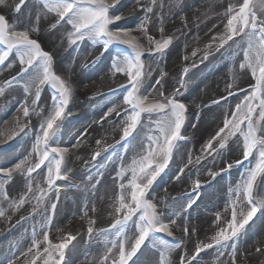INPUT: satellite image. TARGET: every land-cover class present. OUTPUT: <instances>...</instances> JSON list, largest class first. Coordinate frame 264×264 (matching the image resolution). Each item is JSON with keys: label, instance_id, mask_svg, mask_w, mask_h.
Masks as SVG:
<instances>
[{"label": "snow or ice", "instance_id": "snow-or-ice-1", "mask_svg": "<svg viewBox=\"0 0 264 264\" xmlns=\"http://www.w3.org/2000/svg\"><path fill=\"white\" fill-rule=\"evenodd\" d=\"M174 2L179 3V0ZM23 3L24 0H19L16 4L17 12ZM119 3L120 0H43V8L57 18L56 23L52 25L53 29L61 22L71 26L68 34L69 43L75 44L77 41L90 39L94 42H102L103 52H108L112 46L119 49L111 61V70L113 74L120 73L127 77V84H122L121 87L126 88L123 104L128 107L124 109L125 116L121 120L122 135L118 143L132 137L138 127H143L145 118L151 121L155 116L151 134L140 141L141 150L138 156L134 157L127 167L122 165L113 177L119 189L114 197V221L108 229H95L96 219L89 218L87 235L91 239L94 233L101 234L111 230L117 233L116 240L105 247L99 258V264H129L146 241H151L153 247L159 245L158 264H173L170 254L176 249H181L183 241L169 244L167 240L162 239V236L175 240L172 226L177 224V218L182 213H187L196 204L201 182L198 178L193 181L192 191L187 194L188 199L181 205L180 211H171L169 215L158 211V205L150 197L149 190L156 178L172 161L174 153L180 147L179 142L186 139L182 129L187 120V106L176 97L186 86L187 81L184 77L189 68H183L177 81L179 87L173 92L165 94L162 83L165 75L163 72L152 89L145 91L146 77L151 76V71L146 70L145 60L142 59L145 54V45L132 35L133 29L122 28L119 25L113 26L122 17L121 14L111 13L110 9ZM135 3L146 15L154 14V10H162L165 7L163 0H151L148 6L142 5L141 0H135ZM4 4L5 0H0V5ZM223 17L226 21L223 24V31L212 36L211 42L206 47L212 48L215 44L214 50L220 51L227 45L228 48L225 49L227 51L233 45L238 46L239 51L235 55L242 56L239 60V69L250 73L254 83L248 90L240 89L245 91L243 99L235 104L234 110L224 114L223 126L219 127L202 145L201 155L195 158V163L209 156L212 157L214 164L217 160H222L223 150L228 147L232 138H235L242 158L232 162L223 161L225 165L223 168L218 171L209 169L208 175L215 179L217 175L230 171L253 156L256 162L245 172L235 187L229 190L224 211H230L231 218L224 217L221 224L222 214L215 213L214 224L218 225V230L209 242H197L192 253L184 249L178 264H193L202 252L214 247L221 250L231 249L229 261L223 264H238L237 241L253 217L258 212L264 214V0H242L239 4H228ZM36 20H39V16ZM160 23L159 31L163 33L162 11ZM139 29L147 38L150 54H163L172 43L171 37L155 40L148 35L146 21L141 22ZM35 31H38L35 27L18 28L0 14V45L3 46V50L0 51V70L3 67L12 66L6 65V61L13 51L19 63V72L0 84V97L5 95L6 88L11 89L19 84L23 85L24 92V97L18 106L23 119L20 116L15 118V124L8 138L21 133L24 136L32 134L34 137L31 151L27 155L11 167L0 166V178L5 182L12 179L14 172L24 176L27 193L21 195L18 200L12 199L5 185L0 184V202L8 201L9 208L13 212H18L29 199L36 200V204L32 207L33 215L21 216L16 222L19 224L34 216H41L43 219L44 230L41 233L34 230L27 252L21 253L28 257L26 264H38V262L39 264H68L65 250L69 249V245L76 236L68 233L60 242H53L49 239L48 230L53 227L61 189L77 187L74 183L75 178L71 175V169L67 167V155L70 149L59 138L62 120L72 97V86L54 70L52 55L32 38L31 33ZM229 41L232 43L229 44ZM121 46H124L123 49ZM196 55L197 52L193 51L192 56ZM208 55L209 53L205 52L201 62L207 59ZM184 59L187 60L188 57L185 56ZM45 86L55 91L47 114H43L44 107L40 104ZM235 88V82L228 84V95H233ZM150 96L153 99L150 100ZM213 103L219 104L220 101L216 100ZM113 112H116L117 116L121 115L113 107L108 110L105 117ZM33 115L40 118L36 127L32 125ZM82 143V139H77L72 147H78ZM96 143L100 145L101 140H97ZM108 147L113 146L108 145L104 150L107 151ZM33 154L35 160L32 159ZM100 155L101 151L96 150L91 161L94 162ZM192 163L194 161L189 153L187 163L179 169L175 179L179 180L185 168ZM41 169L44 171L39 172L38 170ZM33 173H36V176H33ZM40 176H43L46 188L41 187L38 180ZM102 177L103 173H100L94 183H91L93 194L97 185L101 184ZM88 179L91 181L92 177ZM33 181H36L35 188H33ZM57 181L66 183L60 185ZM28 193H31L30 197ZM53 194L56 202H53ZM92 210L95 211V208L93 207ZM83 215L88 217L87 205L84 206ZM0 217L8 221L12 218L3 208H0ZM187 221L188 217L185 216L183 228L185 236L190 234ZM128 231H132V236L127 234ZM255 252L264 254V247H256ZM16 259L19 257L9 259L8 264H15Z\"/></svg>", "mask_w": 264, "mask_h": 264}, {"label": "rangeland", "instance_id": "rangeland-1", "mask_svg": "<svg viewBox=\"0 0 264 264\" xmlns=\"http://www.w3.org/2000/svg\"><path fill=\"white\" fill-rule=\"evenodd\" d=\"M18 2L19 0H5L6 7L2 8L3 5H0V14L4 15L10 24L17 26L18 28L35 27L38 29L40 22L44 19H51L52 25L56 23L57 18L55 15L48 13L43 8V0H24L23 5L20 6L19 12H17L15 10V6ZM240 2H242V0H179V3H175L174 0H163L165 7L162 10L156 9L154 10V14L146 15L143 9L135 3V0H120L119 4H117L113 9H110L111 13L121 14L122 17L121 20L116 21L113 26L119 25L122 28L133 29L134 31L132 32V35L135 33L136 35L134 34V36H136L138 40L145 45V54L142 59L145 60L146 70L151 71V76L146 77L145 91L152 89L155 85V81L161 78V73L163 72L165 75L163 76L162 83L164 84L165 94L167 95L168 93L173 92L177 87H179L177 81L182 74L183 68H189L187 75L184 77L187 81L186 86L181 89L180 94L176 97V99L185 103L187 106V120L184 124V128L182 129L184 135L189 114L193 120L197 122L195 124L197 126L198 122L200 123L202 121L206 113L213 112L214 107L218 105L213 103V101L216 100H219L220 103L222 102L227 105V109L225 108L226 111L224 113H230L234 110L235 104L242 100L245 95V91H241L240 89L242 88L244 90H248L254 83L251 79L250 73H246L239 69V60L242 56L235 55V53L239 51L238 46L233 45V47L227 51L225 50L228 48L227 45H225V49H220V51L214 50L215 44H213L212 48L206 47L211 42L212 36L223 31V26H218L217 23L220 19L223 20V13L227 5H235ZM150 3L151 0H141V4L144 6H148ZM8 9L14 11L17 18H13L14 20L11 19ZM5 10L6 14L3 12ZM161 11L164 28L163 33L159 31V28L161 27ZM37 16H39L38 21L36 20ZM122 21L124 22L121 24ZM144 21H146L148 35H151L155 40H161L162 38L167 39L169 37L172 38V43L167 49H165L163 54L149 53L148 48L150 45L144 33L139 29L141 22ZM48 30L56 31L48 38V42L42 39L41 36L43 33H41L40 30L32 32L31 36L41 44V47L45 51L52 55L54 70L64 77L72 86V97L66 109L59 131L60 140L62 141L72 129H76L75 133L78 134L92 135L94 134L93 132H96L97 128H100L102 122L106 121V124L112 125L116 123L117 118L122 120L125 116L124 109L128 106L123 104V96L126 93V88L121 87V85L127 84V77L120 73L113 74L111 70V61L119 49L112 46L108 52H103L101 47L102 42H94L90 39L77 41V43L71 44L69 43L68 38L71 26L65 24L64 22H61V24L55 29L48 28ZM231 43L232 42L229 41V44ZM123 47L124 46H121V49H123ZM188 48H194L197 55L192 56L189 60H186V62L179 63V60L176 63L174 72H172L170 67L171 62L174 60L177 61L181 56L186 55ZM2 50L3 46L0 45V51ZM90 52L96 54L90 55ZM205 52H208L209 55L207 59H204L203 62H201V58L204 56ZM194 62L195 66H193ZM8 64H11L12 66L9 67L4 76L0 77V84H3L5 80L11 78L19 72V63L14 51L9 54L8 60L6 61V65ZM101 65L107 66V73L109 77L114 80L111 84V88H113V90L110 91L109 89L108 91L106 90L103 93H100L94 100L91 98L88 100L79 99L80 101H78L75 109L76 114H70V106L73 104V97L78 96L75 87L77 74H88L94 72V76L98 77L96 80H101L102 76L99 74L100 72H97L100 70ZM4 68L5 67H3L2 70ZM171 76L173 77V82L170 83L169 77ZM217 81L222 82V86L215 90L216 87H212ZM94 82L96 83H91V80L90 82L88 80V85L84 86V88L89 89L98 84L97 81ZM233 82H235L236 85V88L233 90L234 94L228 95L227 85ZM115 91L117 92V95H115L117 99L113 102L108 101ZM53 95H55V91L52 88L45 86L40 101V104L46 108L43 114H47L51 105V97ZM23 97L24 92L22 84L16 85L11 89L6 88L5 95L0 97V126L10 118L14 109L20 105ZM225 97L226 99H224ZM156 98L158 99V97ZM149 99L151 100L153 97L150 96ZM113 107H115L121 115L117 116L116 112H113L111 115L102 118V114L107 113L108 110ZM15 115V118L20 116L21 119H23L22 112L18 111ZM35 119L37 121L36 124H34V127L38 126L40 118L33 115L31 118L32 124ZM154 119L155 116L151 121L146 118L144 119L143 127H145L144 129H147V131L142 139L151 134V129L154 127ZM223 119L224 118H221L217 122V129L223 126ZM14 124H12L11 128H13ZM143 127H138L132 137L127 138L124 142L118 143L122 135V132H120L119 135L116 136L113 143L109 142L104 144L105 146L100 149L101 155L97 157L94 162L91 161V157L96 150L89 152V154L85 157V159H87L86 161L89 163L86 164L85 159H83L80 160L78 164L73 165L70 169L72 170V177L75 178L74 183L82 176L87 178L92 177V180L90 181L88 179L89 187L85 190L84 195H81L80 198H76L74 200L72 198H67V194L68 191L71 189L74 190L76 187L62 188L57 212L63 204L79 219L84 218L88 220L89 218H94L97 222L98 217H100L104 211L108 210V208L113 206L115 203L114 197L118 193L119 189L114 183L113 177L116 176L117 170L122 165L125 167L128 166L123 164L122 159L125 158L129 151L135 150L138 156L141 150V138L138 131ZM20 135L12 138L7 137L3 139V141H0V166L11 167L18 162L19 159L31 151L34 138L26 141L20 137ZM187 141L188 138L186 136L185 140L179 142L180 147L178 150L182 148L184 149ZM233 142L236 143L235 138H232L228 143V147L223 150V159L217 160L219 163L214 171H218L225 166L223 161L232 162L242 158L241 153L237 148V144L232 147L235 149L234 153L232 154L230 152V144ZM108 145H112L113 147H108L107 151H105L104 149ZM176 152L174 153L173 159L169 163L168 167L156 178L149 190L150 197L158 205V211L163 212L166 215L170 214L171 211L176 210V207L178 212L180 211L181 205L188 199L187 194L192 191L193 181L197 178L200 179V175L201 179L205 175H208L206 174V171L204 172L203 170H200L201 165L207 159L212 158L210 156L202 158L199 163H195L194 158V163L188 165L185 168L184 174L180 176L179 180H177L175 177L178 175L179 169L184 167L187 163L189 152H187L185 157L180 160L182 162L181 165L178 164V162H174ZM112 157H114L113 160L108 162L105 166L97 165L101 158H104L102 160L104 162L108 159L111 160ZM32 159L35 160L34 154ZM255 162V156H253L250 157L249 160L244 161L243 164L233 167L230 171L217 175L215 179L208 175L206 179L201 180V188L198 190V200L214 198L216 201H219L218 203H220L219 205L222 207L221 224L223 223L224 217H227L228 219L231 218L230 211H224L225 204L229 198L230 188L235 187L245 172L250 167L254 166ZM38 171L43 172L44 169ZM100 173H103L101 184L97 185L95 194H93V190L90 185L91 183H94ZM16 176L17 180L14 184H11V186H9V182H5L2 178H0V183L2 182L5 185L10 198L18 200L21 195L27 193V187L25 184L26 178L19 173H16ZM33 176H36V173H33ZM193 176L194 179L189 180V177ZM226 177H228V179ZM38 180L41 187H47L44 183L43 176L38 177ZM170 180L172 182H170ZM173 182L176 184L171 185ZM213 182L218 185L214 187L212 185ZM57 183L63 185L66 182L57 181ZM103 185H106V188L101 191L99 188ZM35 186L36 181H33V188H35ZM174 186H181L180 190L183 189L182 193L173 195L171 191ZM205 190L207 191L204 192ZM108 194L109 197H107ZM27 195L30 197L31 193H28ZM182 199L183 202H181ZM34 201L36 200L29 199V201L20 209V214L23 213L25 217L32 216V207L36 204ZM53 202H56L54 194ZM178 202L179 205H176ZM45 203H47V201ZM85 205L88 207V217H84L83 215ZM93 207L95 208V211L92 210ZM196 207H198V203L194 204L187 213H182L181 217L177 221L179 222L178 226L176 225L177 231L174 232L175 240L171 237L163 236L162 239L167 240L169 244H173L187 238L190 234L185 236L183 231L185 226V216L188 217L187 227L189 228V233L191 229L200 226L201 224L199 223L201 221L198 222V220L201 217V213ZM0 208L5 209L6 212L12 211V209L9 208L8 201L0 202ZM259 214L260 212H258L256 216L253 217V220L245 226V229L237 241L238 245L241 240H246L249 248H247V251H244L242 255L237 257L238 264H264V254L255 252L256 247H264V243L258 244L260 236L264 234V222H262L257 231H253L255 229L253 226L254 223H258L257 219L260 218L261 214ZM38 217L39 224L37 230L34 229L32 224L26 226L25 222H20L19 225L14 222L0 229V252H3L0 255V264H8L9 259H15L16 257H19V259L16 260L22 259V263L20 264L24 263L23 261L28 257L21 255V253L27 252L31 243L33 231L35 230L37 233H41L44 230L42 228L43 219L41 216ZM1 218L2 217H0V219ZM31 219L32 218L26 219L25 221ZM114 219L115 216L103 229L110 228ZM133 219H135V217ZM68 233L72 234V232H68L67 230L59 231L57 234L53 233L52 228L48 230L49 239L53 242H60L67 236ZM84 233V241L80 244L81 248L78 251L70 253L71 244L69 245V249L65 250L68 264H80V261L85 262L86 264H99V258L103 254L105 247L109 246L110 242L116 240L117 238L115 230L101 234L94 233L91 239L87 235V227L85 228ZM127 234L132 236L133 233L132 231H128ZM249 245L251 247H249ZM158 248L159 245H157V247H153L151 241H146L137 254L129 261V264H139L142 260V262H148V264H158L160 255ZM181 251L182 249H176L171 252L170 257L173 264H178L179 257L183 254ZM187 251L192 253L193 249ZM210 252V257L205 258L207 261H204L202 257ZM230 252V248H224L222 250L215 247L212 249H206L200 254L197 261L193 262V264H223V262L229 261Z\"/></svg>", "mask_w": 264, "mask_h": 264}, {"label": "bare ground", "instance_id": "bare-ground-1", "mask_svg": "<svg viewBox=\"0 0 264 264\" xmlns=\"http://www.w3.org/2000/svg\"><path fill=\"white\" fill-rule=\"evenodd\" d=\"M6 7V5L4 4L2 8ZM6 14V10L3 11ZM8 13L11 16V19H15L17 18L16 13H14V11L9 10L8 9ZM13 19V20H14ZM52 20L51 19H44L40 22V25L38 27V30L41 31V33H43V35L41 36L42 39L48 42V38L50 36H52L53 32L56 31H49L48 28H52ZM124 21L121 22V24ZM226 21L220 19L217 23L218 26H223V24ZM48 33V34H47ZM135 34V33H134ZM133 34V35H134ZM136 35V34H135ZM194 51V48H188L186 55L181 56L177 61L174 60L171 62V70L172 72H174L175 67H176V63L179 61V63L181 62H186V60L184 59L185 56L188 57L187 60H189L192 57V52ZM96 52V51H95ZM96 53L90 52V55H93ZM89 55V54H88ZM87 58V56H86ZM9 67H5L3 70L0 71V77L4 76L5 73H7ZM97 72H100L99 74L102 76L101 80H96V76H94V72L92 73H82V74H77V79L75 82V87H76V91H77V95L76 97H73V104L70 106V114H76L75 109L77 107V103L78 101H80L79 99H83V100H88V99H92L94 100L100 93H103L104 91H108L110 89V91L113 90V88H111V84L114 82V80H112V78L109 77L108 75V71H107V66L106 65H101L100 66V70H98ZM169 82H173V77H169ZM242 79V78H241ZM91 80V83H96L94 81H97V85L92 86L89 89L84 88V86L88 85L87 81ZM240 80V79H239ZM239 82V81H238ZM222 82H215L213 87H216L215 90H217L219 87L222 86L221 84ZM117 92L115 91V93H113L111 95V97L108 99V101L113 102L114 100H116V96ZM82 104V103H81ZM226 104L225 103H220L218 104L216 107H214L213 112L210 113H206L202 119V121L196 126L195 124L197 123L195 120H193V118L190 116V114L188 115V122L186 123V130H184L185 135L188 138V141L186 142V147L183 149H179L176 152V155L174 157V162H178V164H182V162L180 161L181 159H183L185 157V154L187 152H189L192 156V158H196L197 156L201 155V148L202 145L205 144L208 139L215 133V131H217V122L219 121V119L224 118V112L226 111ZM227 109V108H226ZM46 110V108L44 107V111ZM18 113V107H16V109H14V111L12 112V115L10 116V118L5 121V123H3L0 126V141H3V139L8 137L9 132L11 131V127L12 124L15 123V114ZM46 114V113H45ZM105 114H102V118L105 117ZM36 119L33 122V126L34 124H36ZM118 121V122H117ZM116 123L109 125L106 124L105 122H102L100 125V128L96 129V132H93L94 134L92 135H82L81 133H75L76 129H72L67 136L62 140V142L64 143L65 146H68L70 151L67 155V167L70 169L71 167H73V165L78 164V162L80 160L85 159V157L87 156V154H89V152L91 151H95V150H100L102 149L103 146H105L104 144H107L109 142H114V140L116 139V136L119 135V133L121 132V120L119 118H117ZM193 125L195 127H193ZM145 127H143L142 129H139L138 133L140 138L142 139L144 134L146 133L147 129H144ZM20 137H22L24 140H31L33 139V135L30 134L28 136H24L23 133H21ZM77 139H82L83 143L78 146V147H72V145H74L77 141ZM97 140H101V144L97 145L96 141ZM236 143H232L230 144V152L233 154L234 153V148H232ZM134 157H137V153L136 151L132 150L129 151V153L125 156V158L122 159L123 164L125 165H130L132 159ZM114 157L111 158V160H105L106 161H102L104 158H101L98 161V166H105L106 164H108V162L112 161ZM87 159H85L86 162ZM83 163V162H82ZM219 161H216L215 164L213 163L212 158L207 159L206 161L203 162V164L201 165L200 170H203L204 172L209 169L213 170L216 169L217 165H218ZM72 171V170H71ZM198 173V171H197ZM208 174V172L206 173ZM195 176V175H194ZM193 177H189V180H193ZM208 177V175H205L204 177H202L201 179V175H200V182L201 180H204ZM228 179V177H226ZM17 180V176H16V172L13 173V177L10 181H8L10 184L9 186H11V184H14L15 181ZM170 182H172L170 180ZM77 187L74 190H70L68 191L67 194V198H72L73 200L76 198H80L81 195H84L85 190L89 187V180L87 177L82 176L79 177L78 180L75 182ZM0 184H3L2 182ZM172 184H176V183H171ZM214 187H216L218 184L214 183L212 184ZM101 188H99L101 191L105 190L106 185L100 186ZM181 186H174L172 189V193L173 195H177L178 193L181 194L183 189H181ZM212 188V187H211ZM179 189V190H178ZM170 191V189H169ZM185 191V189H184ZM207 190H205L204 192H206ZM107 197H109V194L107 195ZM66 198V199H67ZM212 200V201H211ZM115 201V200H114ZM36 203V201H34ZM181 202H183V199L181 200ZM219 201H216L214 198H205L204 200H197L198 203V207H196L199 212L201 213V217L199 218L198 222H200L199 224H201L200 226L195 227L194 229L190 230V235L187 238L183 239V245H182V251L184 249L186 250H192L194 251L195 245L197 242H209L211 238L217 228L218 225L214 224V220H215V213L217 212H222V207L219 205L220 203H218ZM196 203V204H197ZM73 205V204H72ZM71 205V207H72ZM176 205H179L176 203ZM174 211H178L177 207L176 210ZM21 212H13V211H8L6 212V214H10L11 215V221L6 220L5 218H1L0 219V229L4 228L6 225L17 222V220L20 219L21 216H24L23 213L20 214ZM261 214V215H260ZM260 218L257 219L258 223H254V232L257 231V229H259L260 225L262 224V222H264V214L260 213ZM169 215V214H168ZM182 215V214H181ZM181 215L177 218V221L179 220V218L181 217ZM115 216L114 213V207L111 206L110 208H108V210L104 211L102 213V215H100V217H98V221L96 222V224L94 225V228L96 229H103L107 223L113 219V217ZM209 216V217H208ZM262 216V217H261ZM39 217L38 216H34V218H32L31 220L28 221H21L22 223L25 222V225H33L34 229L37 230L38 228V224H39ZM203 221V222H202ZM256 221V222H257ZM177 222V226H178ZM19 225V224H18ZM88 225V220L87 219H79L78 217H76V215H73L72 211H70L68 208H66V206H64L62 204L61 208L58 209L56 218L54 220V224L52 227V231L54 234H57V232L62 231V230H67L68 232H72L73 235L76 236V239L74 241L71 242V250L70 253L76 252L81 248V245L84 241V231L85 228ZM174 225L173 227V231H177V226ZM58 229V230H57ZM194 230V232H193ZM57 240V238H56ZM264 243V234H262V236H260L259 242L258 244H262ZM72 245H75V247H72ZM254 245V244H252ZM255 246V245H254ZM239 252H238V256L242 255V253H244V251H247V241L246 240H241L240 243H238L237 245ZM249 247H251L249 245ZM249 249V248H248ZM3 252H0V255ZM182 254V253H181ZM210 254H206L205 256H203L202 258L204 259V261H207L205 258L210 257ZM237 256V257H238ZM28 259V258H27ZM25 259L23 262V264H26V260ZM143 261V260H142ZM140 261L139 264H148V262H142ZM22 263V259L21 260H15V264H20ZM39 264V262H38ZM80 264H86L85 262L80 261Z\"/></svg>", "mask_w": 264, "mask_h": 264}]
</instances>
